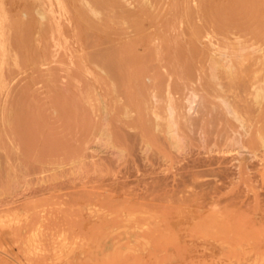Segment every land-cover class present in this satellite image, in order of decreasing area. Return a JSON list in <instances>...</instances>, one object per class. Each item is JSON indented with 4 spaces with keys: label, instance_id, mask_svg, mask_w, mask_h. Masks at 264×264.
<instances>
[{
    "label": "bare ground",
    "instance_id": "6f19581e",
    "mask_svg": "<svg viewBox=\"0 0 264 264\" xmlns=\"http://www.w3.org/2000/svg\"><path fill=\"white\" fill-rule=\"evenodd\" d=\"M87 164L147 199L264 189V0H0V182Z\"/></svg>",
    "mask_w": 264,
    "mask_h": 264
},
{
    "label": "rangeland",
    "instance_id": "374dc122",
    "mask_svg": "<svg viewBox=\"0 0 264 264\" xmlns=\"http://www.w3.org/2000/svg\"><path fill=\"white\" fill-rule=\"evenodd\" d=\"M89 166L83 176L48 177L45 186L35 180L21 192L0 182V264H264V189L244 197L226 192L147 199L123 193L126 182Z\"/></svg>",
    "mask_w": 264,
    "mask_h": 264
}]
</instances>
